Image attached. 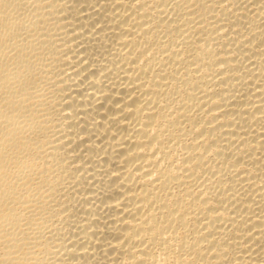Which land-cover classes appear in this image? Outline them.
<instances>
[{"label":"bare ground","instance_id":"6f19581e","mask_svg":"<svg viewBox=\"0 0 264 264\" xmlns=\"http://www.w3.org/2000/svg\"><path fill=\"white\" fill-rule=\"evenodd\" d=\"M0 264H264V0H0Z\"/></svg>","mask_w":264,"mask_h":264}]
</instances>
